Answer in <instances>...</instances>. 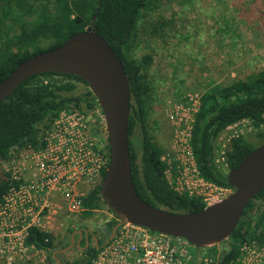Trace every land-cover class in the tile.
<instances>
[{"label": "trees", "instance_id": "16d2710c", "mask_svg": "<svg viewBox=\"0 0 264 264\" xmlns=\"http://www.w3.org/2000/svg\"><path fill=\"white\" fill-rule=\"evenodd\" d=\"M160 1L0 0V81L25 59L60 46L74 34L94 30L119 56L129 81L128 144L131 178L137 194L146 203L171 212H198L205 208L203 200L176 192L166 179L168 165L161 158L170 149L150 134L147 126V101L151 99L153 90L149 76L152 55L137 59L130 57L129 52L136 45L137 22L142 12L158 9ZM168 23V20L160 19L152 25V29L156 26L166 29ZM78 84L83 85L84 90H79ZM70 108L91 110L99 106L84 81L61 73L32 76L0 103V205L7 192L20 184L3 170L2 164L23 150L42 149L46 132L60 112ZM241 121L248 122L254 136L263 144L264 70L243 79L234 78L221 87L208 83L204 85L193 115L190 147L199 176L205 181L231 188L224 170L237 167L257 147L244 134L232 136L222 148L217 144L228 127ZM137 128L138 147L132 139ZM136 148L141 153L139 161ZM102 152L108 165V144ZM219 152L223 158L221 163L216 158ZM106 165L100 169L101 179ZM99 189L98 183L79 197L80 218L92 219L100 210L113 214L103 203ZM115 218L105 223L106 234L104 239H98V249L96 245L89 246L71 261L63 258V264H91L108 243L109 233L118 222ZM72 230L68 227L56 236L52 231L31 227L24 243L33 252H45L46 260L50 261L51 252L59 248ZM250 242L264 245V190L248 202L224 250L220 248L222 244L205 249L191 248L198 255L197 264H203L201 252L212 257L209 264H234L241 257V247ZM33 263L28 261L23 264Z\"/></svg>", "mask_w": 264, "mask_h": 264}, {"label": "built area", "instance_id": "2783aa9c", "mask_svg": "<svg viewBox=\"0 0 264 264\" xmlns=\"http://www.w3.org/2000/svg\"><path fill=\"white\" fill-rule=\"evenodd\" d=\"M199 97L200 94L188 95L186 103L166 109L173 135L170 151L161 159L168 165L166 179L171 187L180 194L201 198L206 207L221 202L233 190L213 185L199 176L190 147ZM83 110H63L46 132L42 149L23 150L2 164L3 170L20 182L7 192L0 205V236L5 237L6 244L19 245L18 257L31 251L24 243L29 228L44 229L42 219L56 214L64 204L71 212L79 213V197L101 181L100 169L107 164L102 155L104 147L97 146L102 143L95 134L96 118ZM100 113V123L105 125ZM106 140L108 144V136ZM80 186L85 188L79 190ZM114 218L113 214H106V222ZM240 251L241 257L234 264H264V245L245 243ZM197 256L182 239L124 222L91 264H197ZM200 259L209 264L212 257L201 252Z\"/></svg>", "mask_w": 264, "mask_h": 264}, {"label": "rangeland", "instance_id": "374dc122", "mask_svg": "<svg viewBox=\"0 0 264 264\" xmlns=\"http://www.w3.org/2000/svg\"><path fill=\"white\" fill-rule=\"evenodd\" d=\"M159 4L158 9L142 12L137 22L136 45L129 52L130 57L137 59L152 55L149 76L153 90L151 99L147 101V126L150 134L169 147L173 134L166 115L168 107L186 103L188 95L201 94L206 83L221 87L234 78L243 79L264 70V0H161ZM160 19L168 20L166 29L161 30L160 26L152 29V25ZM77 87L84 90L81 84ZM83 111L96 118L95 134L97 141L102 143L97 146L105 147L107 133L105 125L100 123V108ZM253 133L248 123L242 121L225 130L217 144L221 147L228 144L234 134H244L260 146L262 141ZM132 139L138 147V128ZM136 152L139 161V148ZM220 154L216 156L219 163ZM224 172L227 175L228 170ZM82 186L79 190L85 188ZM100 221L105 224L106 217ZM89 224V220L80 218L65 204L64 208L45 216L41 222L45 230L54 232L56 236L68 227L83 230ZM93 232L96 233V228ZM94 237L96 235L82 242L78 240L79 244L76 243L73 250L63 257L68 261L79 257L83 250L95 245ZM5 240L4 236H0V264H23L28 261L45 264V252L29 250L26 255L18 257L19 245L15 247L13 242L6 244ZM7 245L9 248L5 247Z\"/></svg>", "mask_w": 264, "mask_h": 264}, {"label": "water", "instance_id": "95a60500", "mask_svg": "<svg viewBox=\"0 0 264 264\" xmlns=\"http://www.w3.org/2000/svg\"><path fill=\"white\" fill-rule=\"evenodd\" d=\"M46 73L80 78L103 114L109 162L99 192L118 220L106 242L113 238L120 223L127 222L182 239L195 248L227 244L248 202L264 190V143L249 152L237 167L228 170L226 177L233 192L221 202L198 212L175 213L155 207L139 197L132 183L128 144L130 85L121 59L107 41L94 30H85L54 49L25 59L0 81V103L27 79ZM77 233L82 236L81 231ZM94 238L98 249V239Z\"/></svg>", "mask_w": 264, "mask_h": 264}, {"label": "flooded vegetation", "instance_id": "af4514ba", "mask_svg": "<svg viewBox=\"0 0 264 264\" xmlns=\"http://www.w3.org/2000/svg\"><path fill=\"white\" fill-rule=\"evenodd\" d=\"M107 213L108 212L106 210H100L92 219H89L91 224L86 226L83 230H80L79 228H73V230L68 233V236L65 238V240H63V243L60 245L61 247L59 246L58 249L51 252L50 261L46 260L45 264H57V260H59L60 264H63V256L69 254V252L73 250L78 240L81 242L85 241L86 239L89 240L92 235H96L97 239H104L103 235L106 234L105 224H101L100 220L104 218ZM93 228H96L95 234L93 232ZM78 231L82 232V236L77 233ZM69 246H71V248L67 249ZM225 246L226 244H222L220 245V248L224 250Z\"/></svg>", "mask_w": 264, "mask_h": 264}]
</instances>
